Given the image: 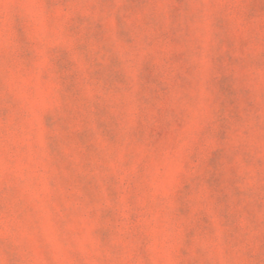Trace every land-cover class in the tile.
Here are the masks:
<instances>
[{
  "label": "rangeland",
  "instance_id": "rangeland-1",
  "mask_svg": "<svg viewBox=\"0 0 264 264\" xmlns=\"http://www.w3.org/2000/svg\"><path fill=\"white\" fill-rule=\"evenodd\" d=\"M0 264H264V0H0Z\"/></svg>",
  "mask_w": 264,
  "mask_h": 264
}]
</instances>
